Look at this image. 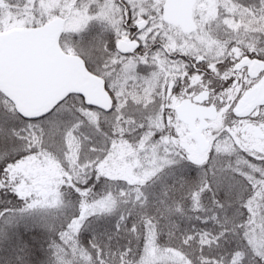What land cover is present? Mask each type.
<instances>
[{
	"label": "snow or ice",
	"instance_id": "1",
	"mask_svg": "<svg viewBox=\"0 0 264 264\" xmlns=\"http://www.w3.org/2000/svg\"><path fill=\"white\" fill-rule=\"evenodd\" d=\"M0 264H264V0H0Z\"/></svg>",
	"mask_w": 264,
	"mask_h": 264
}]
</instances>
